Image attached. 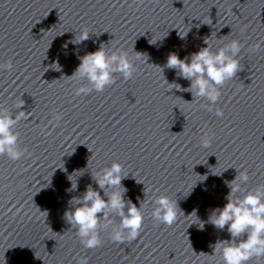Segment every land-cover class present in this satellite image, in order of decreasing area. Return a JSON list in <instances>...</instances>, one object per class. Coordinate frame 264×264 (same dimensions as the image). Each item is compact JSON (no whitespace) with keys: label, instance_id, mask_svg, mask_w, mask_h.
Listing matches in <instances>:
<instances>
[{"label":"water","instance_id":"water-1","mask_svg":"<svg viewBox=\"0 0 264 264\" xmlns=\"http://www.w3.org/2000/svg\"><path fill=\"white\" fill-rule=\"evenodd\" d=\"M82 32L89 39L63 47ZM211 33L213 50L232 39L243 47L241 71L208 111L203 98L172 89L168 83L187 88L189 81L164 65L169 53L183 59L198 51ZM102 43L133 60L134 45L145 54L134 60L131 79L117 74L103 92L78 96L87 81L67 76L78 56ZM8 61L12 70H0V109L15 114L23 99L30 117L14 128L25 156L0 155V264H77L82 257L88 264H222L210 245L230 237L207 219L227 202L224 181L246 171L243 188L264 185V0H0V64ZM113 162L127 177L125 199L138 207L142 200L143 226L136 240L114 242L119 217L112 213L110 227L100 229L101 246L85 249L64 213L87 185L97 187L90 173ZM82 168L78 189L66 192L67 175ZM161 195L185 216L197 210L204 230L194 213H181L172 226L154 220ZM248 264H264V257Z\"/></svg>","mask_w":264,"mask_h":264},{"label":"clouds","instance_id":"clouds-1","mask_svg":"<svg viewBox=\"0 0 264 264\" xmlns=\"http://www.w3.org/2000/svg\"><path fill=\"white\" fill-rule=\"evenodd\" d=\"M188 32L184 36L179 35V37L182 40L185 39ZM211 36L212 33L203 38L205 46L183 59L175 52L169 53L164 65L168 69L175 70L177 77L189 81L187 88H181L178 83H168L166 80L168 84L177 86L172 89L190 92L193 98H203L208 102L204 105L208 111H213V106L219 101L220 88L225 82L234 79L241 71L238 54L243 47L239 40L232 39L229 43L213 50V46L209 42ZM87 39H89L88 33L82 32L78 40L75 37L66 42L63 47L67 48L68 43L80 44ZM149 44L155 43L149 41ZM259 48L260 45L257 44L255 50H259ZM133 52L136 53L135 61H139L145 54L136 51L135 45ZM77 58L80 61L79 65L73 74L67 77L87 81L86 84L75 89V94L78 96L88 95L93 91L103 92L106 87L116 82L117 74L126 81L133 77L136 70L134 60L129 58L127 52L106 50L103 43L95 51ZM55 64L58 69L56 71H60L58 62ZM12 67L11 61L0 64V70L11 71ZM24 104L25 101L21 99L16 105L17 112L15 114L0 109V155H6L12 161L22 159L26 153V149H21L19 146V134L14 131L21 119L28 120L30 117V114L21 110ZM215 115L222 117L223 111L215 108ZM62 118V114L55 116L56 120ZM209 143L210 140L207 137L202 140L204 147H207ZM63 171L67 172L64 165ZM223 172L212 174L221 177ZM77 173L79 175L74 182L73 176ZM84 173L82 168L74 169L72 174L67 175L71 187L65 191H76L78 178L82 177ZM90 175L97 187L93 188L92 184L87 185L81 196L74 197L69 201L71 207L64 213V219L76 231L82 246L85 249H95L101 246L100 229L110 227L112 213L119 217V226L111 232V239L117 243L136 240L143 226L144 217L141 212L143 205L140 197L136 198L139 207L130 198L125 199L128 189L122 185V180L127 177L122 175V165L113 162L110 167H105L101 172L90 173ZM200 176L204 179L197 182H204L208 178L207 174ZM248 180L249 176L246 171H240L231 181L225 180L224 183L230 189L224 197L227 202L223 207L213 208L207 219V223L214 228L221 231L226 228L229 234V239L218 240L215 244L210 245L211 255L219 253L222 264H248V261L253 257H264V185L258 186L255 190H246L242 185L247 184ZM108 189H111V192L107 191ZM143 192L145 195L144 189ZM237 193L241 195H237ZM154 204L152 217L159 223L172 226L181 213L185 216L177 201H173L167 196H158ZM193 213L200 222L199 230L203 231L206 222L198 218L197 210L194 209L185 217ZM4 264H6L5 259ZM77 264H88L87 257H82L77 261Z\"/></svg>","mask_w":264,"mask_h":264}]
</instances>
